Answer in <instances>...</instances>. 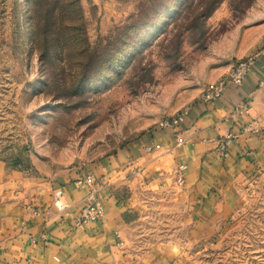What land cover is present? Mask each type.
<instances>
[{"label": "rangeland", "instance_id": "rangeland-1", "mask_svg": "<svg viewBox=\"0 0 264 264\" xmlns=\"http://www.w3.org/2000/svg\"><path fill=\"white\" fill-rule=\"evenodd\" d=\"M33 1L0 0V161L55 179L184 110L201 77L237 62L233 44L252 29L244 24L258 0H221L201 19L198 0ZM169 198L149 199L137 250L188 238ZM227 223L185 249L186 264H264V173Z\"/></svg>", "mask_w": 264, "mask_h": 264}, {"label": "crops", "instance_id": "crops-1", "mask_svg": "<svg viewBox=\"0 0 264 264\" xmlns=\"http://www.w3.org/2000/svg\"><path fill=\"white\" fill-rule=\"evenodd\" d=\"M247 19L244 27H253L239 35L230 55L234 62L254 57L246 78L227 85L220 98L202 101L198 95L205 85L224 78L232 65L218 64L197 81L175 127L149 129L116 154L55 179L0 161V264H186L185 249L216 238L244 187L264 173V0L256 1ZM245 101H250L247 113L235 112ZM248 123L258 132H243ZM229 132L237 136L224 157L217 141ZM179 167L181 188L175 183ZM86 176L91 184L79 186L77 180ZM57 188L69 204L63 212L52 205ZM156 195H168L182 207L188 238L137 250L132 235ZM85 200L98 201L104 216L77 226L74 219Z\"/></svg>", "mask_w": 264, "mask_h": 264}, {"label": "built area", "instance_id": "built-area-1", "mask_svg": "<svg viewBox=\"0 0 264 264\" xmlns=\"http://www.w3.org/2000/svg\"><path fill=\"white\" fill-rule=\"evenodd\" d=\"M253 61H254L253 56H247L237 61L230 68L229 72L224 78H221L216 82L208 84L207 87L199 96V98L202 101H206V102L213 101L220 98L223 95L227 85L229 84L240 85L246 78V75L248 74ZM188 108L189 107L187 106L175 117H173L169 121H163L159 123L158 126L161 128L172 127V126L175 127L183 120L185 114L188 111ZM249 108H250V101H245L242 104H240L238 107H235L234 111L238 112L241 115H244L247 113ZM242 131L257 133L258 129L252 123H248L242 127ZM236 136H237L236 134L229 132L222 139L217 141V149L222 156L225 157L227 155L228 145ZM150 149H151L150 147L146 148L147 151H149ZM181 169L182 167H179L175 171V183L178 188H181L183 185V176L181 174ZM91 182H92V178L90 176H86L84 178L77 180L78 185L81 187L89 186ZM52 205L59 212H63L69 207V204L65 199L64 193L60 188H57L53 191ZM80 207H81L80 211L74 219V224L77 226H80L86 222H96L102 219V217L104 216L103 208L98 201L85 200Z\"/></svg>", "mask_w": 264, "mask_h": 264}, {"label": "trees", "instance_id": "trees-1", "mask_svg": "<svg viewBox=\"0 0 264 264\" xmlns=\"http://www.w3.org/2000/svg\"><path fill=\"white\" fill-rule=\"evenodd\" d=\"M165 0H161V2H163ZM221 0H198V7L200 6V13L198 15V19H201V18H204V17H207V15L210 14V12L216 7V5L220 2ZM247 2L246 6H249L250 3L253 1V0H239L238 2ZM34 5L37 6V3L36 1L34 0L33 1ZM153 6V5H152ZM150 6V7H152ZM165 9L162 10L161 12H159V16H163V14L165 13ZM166 15V14H164ZM82 52L83 53H87V50H83L82 49ZM80 66V65H79ZM82 66V65H81ZM81 73L85 74L86 72H89L88 71V67L87 66H83L81 67V70H80ZM87 74V73H86Z\"/></svg>", "mask_w": 264, "mask_h": 264}]
</instances>
